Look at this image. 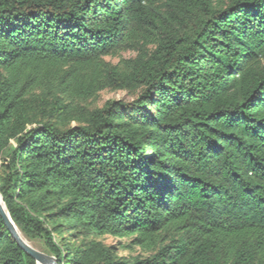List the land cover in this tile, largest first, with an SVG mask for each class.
<instances>
[{
	"label": "trees",
	"instance_id": "1",
	"mask_svg": "<svg viewBox=\"0 0 264 264\" xmlns=\"http://www.w3.org/2000/svg\"><path fill=\"white\" fill-rule=\"evenodd\" d=\"M0 196L57 264H264V0H0Z\"/></svg>",
	"mask_w": 264,
	"mask_h": 264
},
{
	"label": "rangeland",
	"instance_id": "2",
	"mask_svg": "<svg viewBox=\"0 0 264 264\" xmlns=\"http://www.w3.org/2000/svg\"><path fill=\"white\" fill-rule=\"evenodd\" d=\"M134 55L131 51H124L121 52L118 56H108L105 57L106 61H110L111 63H116L119 60V57L122 58H128L132 57ZM137 90L131 89V90H114L111 88H106L98 94L89 99L87 102L82 103L84 107L87 109H92L95 107H100L104 104L107 100H123V101H132L134 98H136ZM107 244H116L119 248V254L120 255H136L140 253L139 249L136 247H133L131 249H123V245L127 243V239H117L113 238L111 236H105L100 238ZM119 244V245H118Z\"/></svg>",
	"mask_w": 264,
	"mask_h": 264
},
{
	"label": "water",
	"instance_id": "3",
	"mask_svg": "<svg viewBox=\"0 0 264 264\" xmlns=\"http://www.w3.org/2000/svg\"><path fill=\"white\" fill-rule=\"evenodd\" d=\"M0 216L2 217L9 233L15 242L36 262V264H57L54 256H51L31 245V243L22 235L15 223L12 221L0 196Z\"/></svg>",
	"mask_w": 264,
	"mask_h": 264
}]
</instances>
